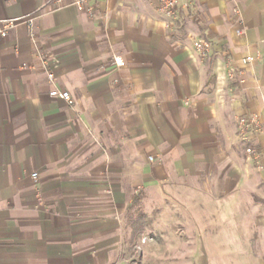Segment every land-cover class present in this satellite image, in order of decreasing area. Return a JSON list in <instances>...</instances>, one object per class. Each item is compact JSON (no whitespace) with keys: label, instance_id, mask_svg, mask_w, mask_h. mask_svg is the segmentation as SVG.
Wrapping results in <instances>:
<instances>
[{"label":"crops","instance_id":"1","mask_svg":"<svg viewBox=\"0 0 264 264\" xmlns=\"http://www.w3.org/2000/svg\"><path fill=\"white\" fill-rule=\"evenodd\" d=\"M47 2L0 0V28L34 16L0 41V264H111L136 189L264 253V0H179L172 28L159 0Z\"/></svg>","mask_w":264,"mask_h":264},{"label":"rangeland","instance_id":"2","mask_svg":"<svg viewBox=\"0 0 264 264\" xmlns=\"http://www.w3.org/2000/svg\"><path fill=\"white\" fill-rule=\"evenodd\" d=\"M132 195L128 218L134 230L122 234L111 264H264V253L248 252L242 233H194L172 198L161 205L159 195L147 199L138 189Z\"/></svg>","mask_w":264,"mask_h":264},{"label":"built area","instance_id":"3","mask_svg":"<svg viewBox=\"0 0 264 264\" xmlns=\"http://www.w3.org/2000/svg\"><path fill=\"white\" fill-rule=\"evenodd\" d=\"M87 0H48L46 3L47 6L52 8H61L66 4L70 3L74 5L78 10L82 11L86 8ZM178 7L179 0H159L158 9L160 13L167 16L170 21L167 23V27L172 28L175 24V20L178 17ZM20 22H26L30 27H33L34 24V16L31 14L23 15L20 17H14L9 19H4L2 21V27L0 28V41L5 38L8 34V31L15 27ZM190 40L192 41L193 47L198 51V53L202 56H208L211 52V43L203 38H196L193 35H190ZM253 60L252 56H247L244 61L251 62ZM113 61L118 66H124L125 61L120 56H114ZM46 64V61H44ZM48 78L50 81L55 80V74L52 70L48 69ZM230 78L234 77V71L230 73ZM50 95L54 97H60L68 104L72 105L74 103V99L71 93L67 90H60L58 88H53L50 91ZM260 127V119L257 115H252L251 117L246 115H241L238 118V137L240 140L244 142H250L253 140L255 136L256 130ZM247 152L257 155V149L252 146L247 147ZM32 178L36 179L38 177L37 172H33L31 174ZM143 241H146L145 239Z\"/></svg>","mask_w":264,"mask_h":264}]
</instances>
